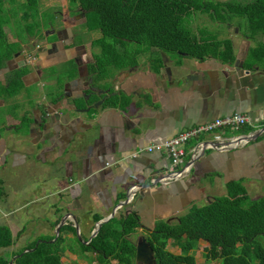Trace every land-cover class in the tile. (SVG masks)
I'll use <instances>...</instances> for the list:
<instances>
[{"label":"crops","instance_id":"obj_1","mask_svg":"<svg viewBox=\"0 0 264 264\" xmlns=\"http://www.w3.org/2000/svg\"><path fill=\"white\" fill-rule=\"evenodd\" d=\"M72 5L70 11L64 8L61 23L57 20L59 12L52 9L56 24L44 29L45 39L39 44L44 47L53 40L52 36L60 39L57 32L68 27V19L79 13L83 16L78 0H73ZM26 11L19 9L20 14ZM79 23L70 36L78 50L64 55L53 68L48 67L54 63L40 69L29 66L24 91L13 96L2 94L1 86L7 78L0 71V167L9 159L14 168L28 162L37 167L39 163L44 165L40 170L48 176L50 191L44 196H53L57 201L48 209L54 216L47 227H53L54 232L62 217L72 213L64 225L75 227L77 221L85 243L92 235L94 216L102 219L110 215L115 205L126 198L124 189L138 182L147 188H135L133 201L114 215L120 217L132 211L139 214L140 226L132 234L135 239L136 235H144L145 229H152L157 220L174 223L193 204L208 203L219 189L227 194L228 182L241 180L248 192L258 187L256 181L264 182V62L258 58L264 55V35L251 38L238 32V28L224 37L232 39L235 61L243 64L242 69H237L235 62L188 55L178 58L153 49L148 60L99 76L98 70L91 68L98 54L91 50L92 41L99 36L88 42L79 40L78 36L87 37L91 31L83 20ZM10 40L19 38L11 33ZM257 48L259 55H254L252 50ZM38 49L31 51L24 43L18 56L8 53L7 58L12 66H20L28 51ZM42 49L37 52L40 59L46 53ZM155 54L167 57L170 73L163 66L160 71L153 69L150 59ZM111 96L116 97V104L107 103ZM87 107V111H72ZM15 109L20 111L19 116ZM236 112L249 117L245 126L248 132L244 127L239 131L226 129L224 141L215 140L212 133L192 138L185 145L187 154L182 167L188 169L183 177H161L168 175L169 157L145 147ZM25 116L30 121L23 122ZM255 132L259 136L253 140L244 139L238 144L229 141L233 136ZM136 150L142 151L138 159L121 160ZM116 161H121L120 165ZM128 170L134 174L128 176ZM0 180L5 187V180ZM6 196L9 197L7 191Z\"/></svg>","mask_w":264,"mask_h":264},{"label":"trees","instance_id":"obj_2","mask_svg":"<svg viewBox=\"0 0 264 264\" xmlns=\"http://www.w3.org/2000/svg\"><path fill=\"white\" fill-rule=\"evenodd\" d=\"M78 2L88 17V27L95 23L91 28H98L101 33L92 41V46L100 53L94 55L96 64L91 68L98 70L99 76L138 65V57L145 49L142 52L133 49L129 42L167 55L235 62L231 38H219L209 29H193L192 22L199 12L225 24H231L229 22L237 18L238 23H246L245 36L264 35V0ZM20 7L27 11L20 14ZM9 24H15L18 29L15 31L18 41L5 36L4 26ZM54 24V13L43 10L40 0H0V69L4 67L8 53L23 51V44L30 45L33 37L38 44L45 39L44 29ZM259 51V48L252 50L254 55H259ZM258 58L264 62V55L260 54ZM150 61L153 69L160 71L163 66L161 56L157 54ZM27 72L28 68L22 67L7 73L6 84L1 86L2 94L13 96L24 91L22 77ZM58 84L62 85V82ZM107 103L116 104V97L111 96ZM27 121L30 120L25 116L23 122ZM245 126L242 128L248 132ZM227 190V195L214 196L204 205L193 204L174 223L157 220L152 229H145L144 236L154 247L157 264H197L196 250L200 240L208 244L204 247L206 261L221 259V264H264V196L252 200L241 180L228 182ZM5 196L4 183L0 180V200ZM100 219L101 216L96 215L93 221ZM140 223L136 211L115 216L102 224L89 244L79 239L74 226L63 225L56 241H52L55 234L41 235L18 251L12 250L7 257L0 254V264H9L17 254L20 256L13 264H64L65 251L82 258L84 255L91 257L89 264H136L137 240L132 234ZM21 231L24 232L25 227ZM15 242L10 226L0 224V248H8ZM169 244L177 245L180 252L169 250ZM27 248L32 250L24 252Z\"/></svg>","mask_w":264,"mask_h":264},{"label":"rangeland","instance_id":"obj_3","mask_svg":"<svg viewBox=\"0 0 264 264\" xmlns=\"http://www.w3.org/2000/svg\"><path fill=\"white\" fill-rule=\"evenodd\" d=\"M40 2L43 10L49 9L52 13H54L52 9H55V11H63L66 7V9L70 11L72 8H74V5H72V0H40ZM75 5L76 7H78V4ZM83 13L84 14L81 20H83V23H85V27H90L89 29L91 31L86 35L87 37L78 36V38L79 40L83 39L84 41L87 40L88 42L92 40L94 36H100L101 33L98 28H91V26L96 25L95 23L90 24L88 27V17L86 16L85 12ZM57 20L58 23L62 22L60 13L57 16ZM192 23L193 29L195 31H197L198 29H209L215 31L219 38H224L226 36L234 34L236 29L238 28V32L240 31L244 33L246 25V23H238V19L234 18L231 22H229L234 24H232L231 27H228L227 24L213 20L209 16V14L202 12H199L194 17ZM16 30L18 29H16L15 24H9L7 27L4 26L3 32L6 37L10 38L11 33H15ZM54 37L55 36H52L51 39H54ZM33 39L35 44V37H33ZM34 44L31 42L28 47L33 49ZM129 44L133 49H141V52L145 49L143 53H141L138 57V63L139 61L148 60L150 55L152 54V50L146 49L143 44L134 42H129ZM91 50L98 54L100 53L99 49L96 47H92ZM171 56L180 58L179 55ZM24 77L25 75L22 77V79H24ZM15 110L16 114L19 116L20 111L18 109ZM4 134L6 135L5 131ZM10 162L11 160L9 159L6 164H3L0 167V179L3 178L5 180V188L7 193L9 194V197L5 196L0 201V224H6L13 227L14 236L16 237V244L8 248H0V254L4 257H7L9 252H11L12 250L18 251L22 247H25L29 242L35 240L38 236L44 235L45 232H47L46 230L49 231L46 235H56L57 233L56 228H54L53 232V227H47L49 226V224H47L48 220L53 218L54 216V214L51 211L49 212L48 209L52 205H55L57 201L53 196L47 198L44 196L45 192H50L47 189V181L49 180L48 176L40 170V168H44V165L39 163L37 167L36 163H34L36 164V166H33L31 162H28V165H20L19 168H14L11 167ZM256 183H259L258 187L249 189V194L252 200H256L264 196V182L256 181ZM249 185L250 184H248L247 186L248 188ZM224 195L227 194L222 193V191L219 189L217 196ZM38 199H40V201H38ZM197 204L203 205L205 203L203 201L202 203ZM24 227H26L25 232H20V230ZM140 237V234L136 235L135 239L138 241ZM205 246H207V242L204 240H200L196 250L197 264H221V259H217L214 261L205 260ZM75 247L79 248V245L76 244ZM168 248L175 253L180 252V248L177 245L169 244ZM88 258L91 259V257H88L87 255H84V258H82L69 251H65L63 253L64 264H88Z\"/></svg>","mask_w":264,"mask_h":264},{"label":"water","instance_id":"obj_4","mask_svg":"<svg viewBox=\"0 0 264 264\" xmlns=\"http://www.w3.org/2000/svg\"><path fill=\"white\" fill-rule=\"evenodd\" d=\"M80 8L82 9L81 6H80ZM21 52H22V51L16 52V53H15V56H18ZM11 62H12L11 60L6 59V60H5V65H4V66H6V67H2V68L0 69V71L3 72V73H6L7 71H9V69H18V68L24 66V64H27V63H28L27 59L23 58V63L21 62L20 66L17 65V66H15V67L13 66L12 68H10V67H8V66L11 64ZM162 62H163V67H164L165 71H167L168 73H170V72H171V71H170L171 69H170V67H169L168 64H167V57H164V56H163ZM235 65H236L237 69H242V67H243V64H242V63H239L238 60L235 61ZM72 104H74V106L76 107V104H75V103H72ZM89 109H90L89 107H87L86 109H81V108H80V109H76V108H73L72 111L77 112V110H78V112H83V111H87V110H89ZM69 119H71V120L74 121V119H72V115H70ZM28 123H29V122H28ZM47 125H48V124H45V127H44V133H45V131H46L45 128H46ZM30 130H31V129H30ZM258 136H259V132H255V133H251V134H244V135H240V136H238V138H233V139H231L230 142H231V143H236V144H238V142H240V141H242V140H244V139H245V141H250V140H253V139L257 138ZM44 139H45V138H44ZM73 139H74V137L71 138L70 143L72 142ZM45 140H46V139H45ZM227 144H229V142H228ZM229 149H233V148L231 147V148H229ZM134 152H136V151H134ZM134 152H132V153H130V154H128V155H125L124 157L121 158V160H122V161H124V160H125V161H128V160H132V159H138V158L141 156V155H140L141 152L138 153L137 156H133ZM120 162H121V161H116V163H119V165H120ZM193 162H194V161L191 160V161H190V164H192ZM133 174H134L133 171L128 170V172H127V175H128V176H131V175H133ZM169 174H170V173H168V175L162 174L161 177H162V178H168V177H171L172 179H176V178H181V177H183L182 174L179 175V176H176V175H175V176H172V175H169ZM155 184H156V183H155ZM147 186H148V185H143V184L138 183V182H137V183H133V184H131V185H128V186L126 187V189H124V192H125V194H126V198H125L124 200H122V201H119L118 204L115 205V207H114V209H113V211L111 212L110 215H108V216H106V217H104V218H102V219L96 221L95 226H94V228H93L92 235H91V237H90L87 241H85V243L88 244V243L92 240V238L95 237V236L98 234V232H99L100 227L102 226V224H103L104 222L109 221L112 217H114L116 211H117L120 207H123L124 205H126V204H128V203H130V202L133 201V199H134V197H135V193H134V192L137 191L135 188H139V187H140V189L144 190L145 188H147ZM141 192H144V191H141ZM132 196H133V198H131ZM129 212H131V210H128V211H127V213H129ZM70 214H72V213H66V214L62 217L60 223L57 225V227H56V232H57V233H56L55 238L52 239L53 242L57 240V238H58V236H59V234H60V231H61V227L65 224V221L68 219V216H69ZM75 227H76L77 235H78L79 239L82 241V238H81V236H80V227H79V223H78L77 221H75ZM38 242H39V241H38ZM30 250H32V249L27 248V249L24 250V252H26V251H30ZM18 256H20V254H17V255L14 257V259L17 258ZM14 259H12V261H10L9 264H13ZM136 264H157V260H156V256H155L154 247H153V245L150 244V242L147 240V238H146L144 235H142V236L138 239V241H137V243H136Z\"/></svg>","mask_w":264,"mask_h":264},{"label":"built area","instance_id":"obj_5","mask_svg":"<svg viewBox=\"0 0 264 264\" xmlns=\"http://www.w3.org/2000/svg\"><path fill=\"white\" fill-rule=\"evenodd\" d=\"M248 123L249 117L247 115L241 112H236L231 115L218 117L204 124L195 125L189 129L181 131L180 133L172 136L165 141L150 144L145 147V149L150 152L159 151L169 157V175H183V173L188 169V166L182 167L186 160L187 154L185 145L192 138L201 137L202 135L212 133L215 140L224 141V130L231 129L233 131H239ZM233 138H238V136L231 137V139ZM140 152L142 151L134 152L133 156H137Z\"/></svg>","mask_w":264,"mask_h":264},{"label":"flooded vegetation","instance_id":"obj_6","mask_svg":"<svg viewBox=\"0 0 264 264\" xmlns=\"http://www.w3.org/2000/svg\"><path fill=\"white\" fill-rule=\"evenodd\" d=\"M58 12L60 13V15L63 14V11H58ZM61 17H62V15H61ZM81 19H82L81 13H79L76 16L68 19V21H69L68 27L65 28L64 30L60 29L57 32L60 35V39H58L56 37L55 38L56 40L53 39L52 41H48L47 45L44 44V47L41 43L40 44L39 43L38 44L33 43L34 47L31 51H33L36 47H38L39 49L37 48L38 50H36L35 52L28 51L26 53L25 59H27L28 63L24 64V66H22V67L28 68L29 66H34V67H38L40 69V67H42V66H44L46 68V66L47 65L49 66L50 63H52V64L54 63L53 65H50V67H48V68H53V66H55V64H56V61L61 60V58L64 55L69 54L72 51L78 50V48H75V46H77V45L74 46L75 41L74 40L72 41V38L70 36H72V33H74V31H72L73 27L74 26L77 27L78 25L81 24V23H79L82 21ZM78 34H80V33H78ZM57 40H59L60 42H58ZM44 43H46V42H44ZM42 48H45L46 53H45L44 57L40 59L37 52L44 50ZM4 67H6V66H4ZM8 67L12 68L13 66H12V64H10ZM22 67H20V68H22ZM13 70H15V69H9V71H7L5 73V75H6L5 77L7 78V73L12 72ZM27 74L28 73H25L24 75L26 76ZM24 80H25V77H24ZM59 104H62L61 100L59 101ZM23 136L25 139L26 135H23ZM72 138H73V136H72ZM14 257H13V259H14Z\"/></svg>","mask_w":264,"mask_h":264},{"label":"clouds","instance_id":"obj_7","mask_svg":"<svg viewBox=\"0 0 264 264\" xmlns=\"http://www.w3.org/2000/svg\"><path fill=\"white\" fill-rule=\"evenodd\" d=\"M39 46V45H38ZM38 48V47H37ZM137 151V150H136Z\"/></svg>","mask_w":264,"mask_h":264}]
</instances>
